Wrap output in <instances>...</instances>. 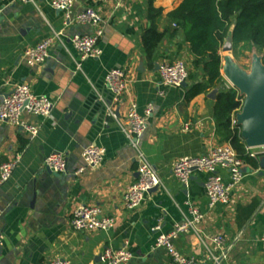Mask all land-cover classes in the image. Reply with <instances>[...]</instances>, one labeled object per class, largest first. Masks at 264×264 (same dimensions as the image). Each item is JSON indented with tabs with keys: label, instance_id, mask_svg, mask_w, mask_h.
<instances>
[{
	"label": "crops",
	"instance_id": "0c3cea01",
	"mask_svg": "<svg viewBox=\"0 0 264 264\" xmlns=\"http://www.w3.org/2000/svg\"><path fill=\"white\" fill-rule=\"evenodd\" d=\"M182 1L76 0L74 12L94 9L104 30L99 41L101 56L86 60L78 70L80 57L70 39L75 34L94 33L95 28L75 23L65 27L64 14L51 8V0H0V104L20 84L54 102L48 119L24 116L40 126L35 138L20 127L0 122V165L20 157L12 178L0 189L4 241L0 264H49L56 258L67 264H103L98 258L107 248L130 251L134 257L126 264H173L165 249L155 247L158 233L154 228L160 222L162 232H170L188 215L189 202L205 219L175 241L182 255L199 264H213L210 254L222 255L212 239L221 234L227 255L221 264H264L260 240L264 234V171L247 168L231 203L212 211L205 174L194 173L186 188L172 173L173 163L180 158L228 144L217 133L216 89L187 102L186 89L161 85V64L182 60L191 69L189 44L181 35H172L175 25L168 17ZM151 27L162 38L152 60L144 44ZM52 31H63V35L50 48L49 58L43 64L28 65L24 52ZM239 44L249 45L234 43L233 49ZM231 52H220L222 76L224 57L233 58ZM114 68L126 71L129 88L125 98L114 105L119 121L108 118L103 126L93 96L109 95L104 78ZM132 103L141 114L153 105L146 131L134 142L154 166L161 185L139 208L129 210L124 194L138 178V160L121 125L125 126ZM90 145L106 150L103 162L77 174L83 166L82 152ZM57 152L64 153L68 162L62 180L44 167L46 157ZM83 205L99 207L102 216L115 220L114 228L108 232L75 231L71 218Z\"/></svg>",
	"mask_w": 264,
	"mask_h": 264
},
{
	"label": "built area",
	"instance_id": "2783aa9c",
	"mask_svg": "<svg viewBox=\"0 0 264 264\" xmlns=\"http://www.w3.org/2000/svg\"><path fill=\"white\" fill-rule=\"evenodd\" d=\"M23 2H34V0H22ZM76 0H51L50 6L53 10L64 14V26L71 24L89 25L95 28L94 33L75 34L70 42L74 50L80 57L77 62V69L81 70L82 63L88 59L99 58L102 51L99 47V41L104 35L101 26L102 18L94 9L88 8L82 12L75 13L74 6ZM106 3L116 0H102ZM2 8H0V16ZM63 35V31H52V34L28 48L24 52V59L30 66H37L46 62L50 56V48L54 42ZM161 85L165 88H182L183 83L188 82L189 68L186 62L182 60L173 63H163L159 67ZM228 89H235L224 78ZM104 86L110 97V102L104 94H97L99 101L105 107V121L108 118L118 120L114 105L119 104L128 93L129 79L126 71L121 68L111 69L104 78ZM162 96L163 93H160ZM54 109V102L46 96L34 94L31 87L27 84H20L4 96L0 104V122H5L16 127L22 128L31 138H35L40 133V126L30 123L24 119L25 115L48 119L51 117ZM232 118V126L239 127L236 116ZM153 113V105H148L141 114L138 111L136 103H132L128 109L125 126L122 130L125 136L137 151L138 160V178L135 183L130 185L125 194V205L129 210L139 208L150 193L156 187H160L161 180L146 155L134 142L144 134L147 129V122ZM119 121V120H118ZM186 125L185 129H188ZM240 129V128H239ZM251 156L259 158L264 155V147L249 149ZM106 150L98 145H90L82 152L83 166L77 174L84 173L87 169H93L100 166L103 162ZM20 157L15 160L4 162L0 165V189L10 181L15 169L17 168ZM44 167L55 174H66L68 171L67 157L64 153H52L46 157ZM245 163L238 157L231 145L214 146L208 153L199 156H187L180 158L173 163L172 173L183 184L188 187L191 183L194 173L199 172L207 176L205 182L206 196L209 210H214L219 205L228 206L231 203L234 191L240 186L247 170ZM224 173H228L226 178ZM188 205V215L184 217L182 223L175 224L168 233L162 232L160 222L155 226L154 231L158 233L155 243L156 248H163L169 254L173 264H199L195 258H189L182 255L175 247V241L182 235L193 230L197 225L203 222L205 215L201 211ZM3 216L0 208V220ZM71 226L77 232H93L112 230L115 226V220L111 217L101 215L97 206L83 205L76 208L71 218ZM264 243V234L261 237ZM213 244L217 251H221L222 256L210 254V260L213 264H221V260L227 258L225 247V238L223 235H217L213 239ZM4 246L3 237L0 231V250ZM134 255L125 249L115 250L107 248L101 255L103 264H126L133 259ZM49 264H67L64 260L56 258Z\"/></svg>",
	"mask_w": 264,
	"mask_h": 264
},
{
	"label": "trees",
	"instance_id": "16d2710c",
	"mask_svg": "<svg viewBox=\"0 0 264 264\" xmlns=\"http://www.w3.org/2000/svg\"><path fill=\"white\" fill-rule=\"evenodd\" d=\"M168 17L175 25L172 35L183 37L193 58L185 100L216 89L214 119L218 136L231 145L248 168L258 170V159L251 156L239 127L232 126V118L241 110L244 99L237 90L226 87L220 52L232 37L235 44L247 43L258 50L264 63V0H183ZM161 39L154 27L144 38L151 60Z\"/></svg>",
	"mask_w": 264,
	"mask_h": 264
},
{
	"label": "water",
	"instance_id": "95a60500",
	"mask_svg": "<svg viewBox=\"0 0 264 264\" xmlns=\"http://www.w3.org/2000/svg\"><path fill=\"white\" fill-rule=\"evenodd\" d=\"M233 39L229 37L223 45L224 52L233 50ZM160 66H158L159 69ZM224 78L243 97V106L237 114L236 119L241 132V138L249 149L264 147V63L263 57L257 53L252 54L251 68L247 71L241 68L231 56L224 57L223 65ZM188 82L183 83L182 88L186 89ZM215 91L210 96H215ZM110 102V97L105 96ZM96 109L102 115V124L105 123V107L94 94ZM259 166L264 171V155L258 158ZM49 174H54L59 179H63L65 174H55L47 169ZM159 186L151 190L155 192ZM101 261V256L98 258Z\"/></svg>",
	"mask_w": 264,
	"mask_h": 264
},
{
	"label": "rangeland",
	"instance_id": "374dc122",
	"mask_svg": "<svg viewBox=\"0 0 264 264\" xmlns=\"http://www.w3.org/2000/svg\"><path fill=\"white\" fill-rule=\"evenodd\" d=\"M257 53L260 55V52L254 48H250L249 45H235L231 55L233 58L247 71H250L252 54Z\"/></svg>",
	"mask_w": 264,
	"mask_h": 264
}]
</instances>
